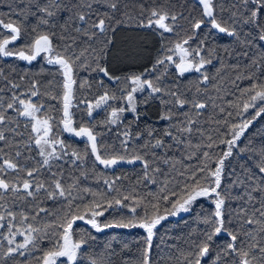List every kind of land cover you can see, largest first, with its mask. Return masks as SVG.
Returning <instances> with one entry per match:
<instances>
[{
  "label": "trees",
  "instance_id": "16d2710c",
  "mask_svg": "<svg viewBox=\"0 0 264 264\" xmlns=\"http://www.w3.org/2000/svg\"><path fill=\"white\" fill-rule=\"evenodd\" d=\"M129 11L132 16L131 21H125L119 27H114L113 31L107 35V54L100 61L101 65L107 67L112 76H131L132 74L145 73L146 69H150L156 59L163 56L171 55L174 60L179 62V51L174 49L177 42L192 39L184 47L191 52L198 46L204 48L200 53L205 60H211V63H205L204 67L199 71L194 69L186 72L183 76L179 75L178 69L172 63H166L167 83L179 86L182 99L190 101L181 108L178 104L171 102L168 96L163 97L169 101L168 107L161 102L159 94L149 95L150 90L138 93L136 97L137 110L135 113H123L120 122L117 124L104 123L110 119V112L113 107H124L129 109L124 99H119L122 93L126 95L125 82L117 83L110 81L100 72L91 71L89 68H77L73 65V78L77 81L74 85V97H84L94 102V97L102 95L105 89L109 95L118 97L115 101H109L108 105L100 109H94L92 117L85 115V108L79 104L78 99H73L70 112L73 115L74 127H79L81 122L86 127H91L94 134L97 135V145L102 157L116 154L112 150L115 148L120 155H125L127 159H132V152L135 151L141 155H145L146 159L151 158V151L156 154L155 166L160 168L164 175L153 173L149 168L148 176L157 181L153 184L151 179L145 177V169L141 161L128 163L127 160L118 163L115 166L105 167L95 161L94 155L89 151L85 153L88 146L86 139H80L71 133L54 126L53 134L58 135L64 140L70 150H76L80 155L85 156L83 161H77L76 165L70 162L60 161L64 170V179L62 183L67 187L73 183V179L79 177V183L72 191V199L69 201L66 197H57L56 199H48L45 192L41 191L35 198L28 197L25 200H15L11 193L5 197V208L11 207L16 213V218L12 221L13 231L17 233L14 237L15 243L24 241L28 235V226L39 229L38 233H32L35 237L34 242L29 244L27 249H21L23 255L14 253L11 256L5 255L10 246L7 243L9 237L8 221H0L4 227H0V264H42L41 258L47 250L52 248L57 235H62L60 225L64 223L65 213L69 211V203H71V212L75 214H84L85 220H77L70 230V242H76L81 239L87 241L82 247V255H78L76 264H92V260H96L98 264H141L143 252L145 248L146 230L143 228L131 227L123 228L115 225L132 218L133 215L137 220L143 216L141 206H146L149 201L155 204L159 202V214L165 215L173 211L172 202L180 200L185 184H190L192 173L198 168L207 167L215 170L217 160L221 158L222 153L227 151L224 144L220 143L221 139H230L232 136L231 125H241L243 122L251 120V123L244 130L243 135L236 141V147L232 150V155L224 159L223 175L221 188L230 190L233 197L245 195L246 183L244 176L254 173L256 179H261V174L257 170L260 163L261 151L264 150V113L255 116L261 105L257 101L256 109L249 108L244 111L245 103L249 102L250 93L246 89L251 88L252 84H258L264 80V64L253 66V60H259L264 55V42L256 39V32L251 25H241L240 30L244 33L251 32L253 35L252 45L250 47L238 45L234 37L220 33L213 29L205 20V24L201 29L193 32L188 21L180 20L178 24L183 27H175L173 33H169L160 29L159 26H146L147 15L144 14V24L138 23L141 19L138 17L140 4L144 8L150 9L160 5L171 4L172 11L183 10L185 14L191 13L196 19H201V6L196 0H127ZM185 5L183 9L178 6ZM95 7V5H94ZM106 7H100L99 11H106ZM29 7L22 0H0V13H3L5 22L12 21L17 25L23 24L27 29V33L22 29L21 37L10 44L8 47L18 52L26 50L28 43L34 36L33 29L36 33L55 32L57 35L53 38V47L55 52L63 53L64 40L61 39L62 26L68 19V13L62 12L58 17L50 20L49 26L37 27L39 16L26 15V19H21V13H28ZM35 12V7L31 8ZM95 19V16L92 17ZM219 20L220 17L217 16ZM167 23H171L167 21ZM69 27H84L83 24L77 22L75 25L70 24ZM76 36L77 43L73 46V50L82 53L81 60L85 64H91L97 51L103 46L105 38L97 36L93 40H88L82 34ZM9 38V31L0 28V40ZM201 41L203 44L201 45ZM247 52V56L243 55ZM26 54H30L26 51ZM191 60L192 57L190 56ZM199 57H197V60ZM0 69H3L0 75V97L3 100H10L12 92L20 97V99H28L27 92L31 88L33 82L37 83L40 93L43 95L31 97L33 103L44 104L48 108L61 109L62 89L59 85L62 83L59 66L48 63L45 59V53H40L33 61L20 59L18 56L3 57L0 56ZM164 71L147 74L145 78L155 80V77ZM203 74H207L209 79L203 80ZM255 74L256 79H251ZM5 77L7 79H5ZM52 81L53 84L49 82ZM82 81H87L88 85L79 88L78 85ZM103 83V87L101 86ZM11 83L20 84L19 89H11ZM199 89V91H197ZM254 94V93H251ZM55 96L56 99L52 97ZM147 100V103L144 101ZM196 101L206 105L204 109H193L191 101ZM171 112L173 119H161L167 112ZM199 113V114H197ZM47 112L38 113V115H47ZM7 115L14 117L15 113L9 110ZM56 119H59V115ZM185 115L196 121L192 126V133H181L174 130L177 125L181 124ZM253 117H255L253 119ZM25 121L24 117H20V122ZM227 122V123H226ZM130 129L133 139L128 141L127 151H121L117 146L122 139V133L125 129ZM23 130V129H21ZM151 130L155 139H163L164 146L151 150L147 154L142 150L147 142L154 143L147 132ZM165 131H172V137L164 135ZM140 133L139 138H135V134ZM11 139V134H9ZM210 138V139H209ZM21 139L17 137V140ZM182 141V143L178 142ZM212 147L209 148L208 144ZM3 142H0V146ZM107 149V151H105ZM243 149V151H241ZM207 152L211 157L206 159L203 155ZM35 155V149L32 152ZM39 159V157H37ZM164 159L170 161L169 164L163 163ZM52 173L57 172V167L51 168ZM86 173V175H82ZM4 175L9 180H15L17 174L11 171L5 172ZM200 173L197 172V177ZM20 178H24L23 173L19 174ZM71 177V178H70ZM120 179L117 180L116 178ZM240 178V184L234 182ZM41 182L50 183L52 176L49 170L45 168L41 174L36 177ZM107 182H114L110 188ZM167 187V194L170 199L168 202L160 200L165 194L164 186ZM175 195H171V193ZM21 196L23 193L20 194ZM257 200L264 199V194L259 192L253 193ZM132 196V200H123L122 197ZM120 199L121 203L116 204L115 200ZM15 200V202H14ZM140 200L141 206H137L135 201ZM245 202L240 199H233L227 202L225 207L232 210L240 208ZM93 204H99L97 212L102 213L95 217L96 222L101 225V230L93 228L87 223L92 218L91 211ZM111 205V206H109ZM127 205V206H125ZM259 205L257 204V207ZM136 207V213L131 212V208ZM40 208L48 210V214L37 212ZM79 209V211H78ZM214 198L201 197L198 198L188 212L180 211L176 215L162 220L154 229L152 238V247L149 252L150 264H185V257H190L193 253L195 244L203 242L206 234L211 231L210 222L214 213ZM23 212L27 219L22 220L20 213ZM0 213L6 215L3 209ZM225 225L228 232L234 233L238 230L235 212L232 216L225 213ZM231 221V222H229ZM112 224V227L104 228L103 225ZM62 242V241H61ZM230 242V236L226 232L213 235L209 243V254L201 258L200 264H213L216 260L217 253L223 255L224 247ZM14 246V245H13ZM57 264H70L65 257L57 260ZM220 264V262H217Z\"/></svg>",
  "mask_w": 264,
  "mask_h": 264
},
{
  "label": "snow or ice",
  "instance_id": "6c2138e0",
  "mask_svg": "<svg viewBox=\"0 0 264 264\" xmlns=\"http://www.w3.org/2000/svg\"><path fill=\"white\" fill-rule=\"evenodd\" d=\"M23 3L27 4L29 7L28 13H21V19H26V15L30 14L33 16H39V21L37 27L49 26L50 20L59 16L62 12H67L68 19L65 20L62 26L61 39L64 40L63 53L55 52L53 47V38L56 37L55 32H40L36 33V29H33L34 36L27 45L26 50H20L18 52L12 51L8 46L13 44L21 37L22 29L27 33V29L24 28L23 24L17 25L16 23L9 21L5 22L3 13H0V28L9 31L10 39L5 38L0 40V56L12 57L18 56L22 60L33 61L37 58L40 53H50L48 57V63L52 65H58L60 75L63 80L59 87L62 89V96L60 97L62 108L52 109L46 107L44 104L33 103L31 97L41 96L42 93L39 92L37 83L33 82L31 88L28 90V99H20V97L12 92L10 100H3L0 97V142L3 145L0 146V209L6 212V215L0 213V221H8V232L9 237L7 238V243L10 245L8 247L5 255L11 256L14 253H19L23 255L21 249H27L29 244L34 242L35 237L32 233H38L40 230L32 228L31 225L28 226V235L25 236L23 243H15L14 237L17 235L13 231L12 221L16 218V213L9 208H5V197L7 194L15 198V200H25L28 197L35 198L41 191L45 192L48 199H56L57 197H66L69 201L72 199V189L79 183V177L73 179V183L65 187L62 183L64 179V170L59 163L60 161L70 162L72 165H76L77 161H83L85 156L80 155L76 150H70V147L65 144L64 140L58 135L53 134L54 126L61 128L68 133L74 134L76 137L86 138L88 141V146L85 149V153L91 152L94 155L95 161L99 164L110 167L115 166L119 162L127 160L128 163H134L135 161H141L145 169V177L151 179L148 176V169L151 168L153 173H158L164 175L160 168L156 167V154L154 150L164 146L163 139H155L151 130L147 132V135L154 140V143L147 142L143 146V151L147 154L151 151V158L146 159L145 155H141L135 151L132 152V159H127L125 155H120L114 148L112 151L116 154L109 155L106 158L102 157L100 150L97 145V135L94 134L91 127H86L81 122L80 126L74 127L73 115L70 112V106L72 100L78 99L79 104L83 105L85 108V115L92 117V112L94 109H100L108 102L115 101L118 99L115 95H109L108 90L105 89L102 95L94 97V102L84 97H74V85H77V81L73 78V65L77 68L85 67L91 69L94 72H100L110 81L114 80L117 83L125 82L126 95L122 93L119 99H124L129 105V110L133 113L137 110V104L135 101V94L137 92H143L145 89H149L151 96L152 94H159L161 97V102L168 107L169 101L163 99V97L168 96L171 98V102L178 104L181 108L190 101L182 99L179 86L172 82V85L167 83L165 67L166 63H172L175 65L176 69L179 71V75L183 76L186 72L195 70L199 72L205 65V63H211V60H205L203 56L200 55L204 48L198 46L197 49H193L191 52L188 48L184 47L188 43V40L192 39L189 36L187 39L177 42L174 45V49H169L168 51L178 50L179 51V62L173 59L171 55H164L163 58H157L155 63L150 69H146L145 73L152 74L161 71V74L153 79L145 78V73L132 74L131 76L119 77L112 76L109 73L107 67L101 65L100 61L107 54V35L109 32L113 31L114 27H119L125 21H131L132 16L129 11V4L127 0H22ZM201 6V19H196L191 13L187 15L183 10L172 11L171 9L175 6L160 5L157 7H152L150 9L144 8L143 4H140L138 17V23L144 24V14L147 15V25L146 26H159L166 32L173 33L175 27H183V25L178 24L180 20H186L193 32L201 29L205 24V20L211 25L213 29L218 30L220 33L226 34L230 37H234L238 45H244L250 47L253 41V35L251 32L244 33L240 30L241 25H251L256 32V39L264 42V0H196ZM95 5V7H94ZM35 7V12L31 11L32 7ZM100 7H106V11H99ZM183 9L185 5L180 4L178 6ZM95 16V19L92 17ZM217 16L220 19H217ZM170 21L171 23H167ZM80 22L84 27H69L70 24L75 25ZM75 33L77 36L83 35L87 37L88 40H93L98 35L105 38L103 46L97 51L93 49L92 51L96 53L92 63L96 67H92L91 64H85L81 60L82 53H77L73 50V46L76 45V36L71 33ZM203 41H201V45ZM26 51L30 54H26ZM247 52L243 55L247 56ZM192 57L190 60L189 57ZM197 57L199 59L197 60ZM253 66L259 64H264V55H261L259 60H253ZM3 69H0V75H2ZM5 79H7L5 77ZM209 79L207 74H203V80L207 81ZM251 79H256L255 74ZM50 84L54 83L52 81ZM88 85L87 81H82L78 87L84 88ZM103 87V83L101 82ZM11 89H19L20 84L11 83ZM0 89V92H3ZM199 91V89H197ZM246 92L250 93L249 102L245 103L244 111H248L249 108L256 109L258 107L257 101L261 105H264V80H261L258 84H252L251 88L246 89ZM254 93V94H251ZM56 99L55 96L52 97ZM147 103V100L144 101ZM193 109L201 110L206 107L205 104L196 101H191ZM12 110L15 116L7 115L8 111ZM124 107L115 108L113 107L110 112V119L104 121L108 124H117L120 122L122 114L125 112ZM47 112V115H38V113ZM264 113V106L259 107L256 111L255 116H259ZM59 115V119H56V115ZM199 114V113H197ZM20 117H24L25 121L20 122ZM255 117H253L254 119ZM161 119L171 120L173 119L172 113L169 111L161 117ZM196 121H193L190 117L185 115L184 121L177 125L174 130H178V135L181 133H192V126ZM227 123V122H226ZM251 123V120L243 122L241 125H231L232 136L230 139H221L220 143L224 144L227 151L222 153L220 159L217 160V166L215 170H211L207 167L198 168L192 173V180L190 184H185L182 192V202L177 200L172 202L171 206L173 211L169 214L176 215L180 211L188 212L191 210V205L201 197L214 198V208L215 211L212 214L213 219L210 222L211 231L206 234V238L203 242L195 244L193 253L190 257H185V264H200L201 258L206 257L209 254V243L212 240L213 235H218L222 231L226 232L230 236V242L224 247L223 255L217 253L216 260L213 264H264V199L257 200L253 193L259 192L264 194V150L261 151L260 163L257 166L258 172L261 174V179L257 180L254 173H248L244 176V181L246 183L245 195L239 197H233L230 190L227 188H221L222 175H223V165L224 159L232 155V150L236 147V141L243 135L244 130ZM23 129V130H21ZM11 134V139L9 138ZM122 139L120 140L119 148L121 151H127V144L129 140L133 139V134L130 129H125L121 134ZM140 133L135 134V138L140 137ZM165 136L172 137V131H165ZM17 137L21 139L17 140ZM210 139V138H209ZM182 143V141H178ZM208 147L211 148L212 144L209 143ZM33 149H35V155L32 154ZM107 151V149L105 150ZM243 151V149H241ZM204 157L208 160L211 159L207 152L203 153ZM39 157V159H37ZM163 163L169 164L168 159H164ZM57 167V172L52 173L51 168ZM47 168L52 180L50 183L41 182L36 179L42 170ZM11 171L17 174L15 180H9L4 175L5 172ZM197 172L200 176L197 177ZM23 173L24 178H20L19 174ZM86 175V173H82ZM71 178V177H70ZM117 180L120 178L117 177ZM153 184L157 183L156 180L151 179ZM108 186L111 188L114 182H107ZM240 178L234 182V184H240ZM164 192L160 197L161 201L168 202L170 197L167 194L168 190L166 185L164 186ZM23 193L21 196L20 194ZM175 195V193H171ZM123 200H132V196L122 197ZM233 199H240L245 203L238 209L232 210L226 208L227 202ZM14 200V202H15ZM116 204H120L121 200H115ZM137 206H141V201H135ZM257 204L259 205L257 207ZM111 206V205H109ZM127 206V205H125ZM71 203H69V211L65 213L64 223L60 225L62 229V235H57V238L53 242L52 248L44 252L41 262L42 264H57V260L61 257L67 258L70 264H76L78 255H82V247L87 243L84 239L76 242H70V230L72 225L77 220H85L84 214H75L71 212ZM100 207L99 204H93L91 211L92 218L87 220V223L97 230H101V225L96 222L95 217L102 215V213L97 212L96 209ZM79 211V209H78ZM137 208L132 207L131 212L136 213ZM141 211L143 216L137 220L135 215L132 216L127 223L120 222L116 224V227L131 228L137 227L146 230L145 238V248L143 252V259L141 264H150L149 262V252L152 247V238L154 236V229L156 226L164 220L166 217L160 215L159 202L153 204L151 201L148 202L146 206H141ZM48 214V210L40 208L37 212ZM232 216L235 212L237 223L239 228L236 232L230 233L228 229L224 227L225 225V213ZM21 219L25 220L27 217L23 212L20 213ZM231 222V221H229ZM112 224L103 225L104 228L112 227ZM0 227H4L0 224ZM62 241V242H61ZM14 245V246H13ZM92 264H98L96 260H92Z\"/></svg>",
  "mask_w": 264,
  "mask_h": 264
},
{
  "label": "rangeland",
  "instance_id": "374dc122",
  "mask_svg": "<svg viewBox=\"0 0 264 264\" xmlns=\"http://www.w3.org/2000/svg\"><path fill=\"white\" fill-rule=\"evenodd\" d=\"M49 55H50V53H45V59L46 60H48V57H49ZM138 93H141V92H137L136 94H135V101H136V97H137V94ZM126 112H130V113H133V112H131L129 109L128 110H125V112H124V114L126 113ZM94 113V110H93V112H92V114ZM72 134V133H71ZM73 136H75L74 134H72ZM76 137V136H75ZM77 138H80V139H86V138H81V137H77ZM120 163V162H119ZM166 218H169V217H171L172 215L171 214H165L164 215ZM24 241H22V242H19V243H23ZM18 244V243H17Z\"/></svg>",
  "mask_w": 264,
  "mask_h": 264
}]
</instances>
